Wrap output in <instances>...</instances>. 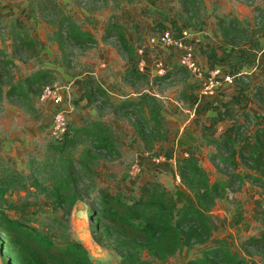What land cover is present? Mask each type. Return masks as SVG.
Instances as JSON below:
<instances>
[{"label":"rangeland","instance_id":"obj_1","mask_svg":"<svg viewBox=\"0 0 264 264\" xmlns=\"http://www.w3.org/2000/svg\"><path fill=\"white\" fill-rule=\"evenodd\" d=\"M114 23L125 27L134 47L145 49L148 78L131 73L140 55L135 49H122L113 34ZM75 25L89 32L87 40L78 43L69 36ZM165 27L175 32L190 29L201 37L200 56V46L217 50L228 67L241 70L226 95L237 98L241 90L250 98L251 122L241 120L254 131L257 120H264V0H0V208L18 217L21 214L9 203L32 202L22 218L26 224L53 234L60 245L67 232L86 245L97 264H119L121 255L100 244L92 231L99 188L108 187L131 200L140 183L150 178L144 172L150 171L147 164L156 152L164 155L173 146L178 163L192 145L211 180L227 184L208 212L213 232L207 241L184 244L168 260L153 264H196L221 243L238 253L243 264H264V244L251 241L264 236V173L242 156L236 168L216 157L228 150L212 139L210 129L204 132L196 123L199 118L209 124L216 111L199 116L195 108L204 100H199L178 53L149 44L150 35ZM225 28L227 36L222 34ZM249 46L263 50L255 60L247 58L253 62L247 67L238 52ZM38 71L44 76L31 80ZM46 84L61 86L65 95L69 136L76 133V142L66 148L58 147L62 142L49 135L53 106L39 98ZM95 86L101 92H95ZM147 92L160 100L165 119L159 135L167 133L169 139L141 134L149 109L140 100ZM94 122L110 127L113 146L98 147L94 135L85 132L83 128L93 129ZM136 163L142 166L137 175L132 171ZM164 181L179 205L196 204L179 174ZM58 182L66 184L67 201L59 202L53 194ZM80 207L86 210L83 218L74 214ZM8 239L0 227L6 263L11 259ZM207 258L224 264L210 254ZM13 264H18L15 258Z\"/></svg>","mask_w":264,"mask_h":264},{"label":"trees","instance_id":"obj_2","mask_svg":"<svg viewBox=\"0 0 264 264\" xmlns=\"http://www.w3.org/2000/svg\"><path fill=\"white\" fill-rule=\"evenodd\" d=\"M113 29L116 30L113 34L119 38L123 50L133 52L135 49L137 52V48L129 40L122 24L114 23ZM113 29L110 28V34ZM228 33L227 28L222 32L223 36H227ZM88 35L89 32L77 25L73 26L69 32V36L78 43L87 40ZM199 51L201 55L209 58L225 59L218 54L217 50H211V48L200 46ZM260 51L249 46L240 48L238 54L242 60H246V66L250 67L253 62L247 58L255 60ZM229 68L234 74L241 71L233 66ZM131 73L148 78V74L137 66L131 68ZM43 76L44 74L38 71L31 80L37 81ZM96 89L97 86H95V92ZM97 91L101 92L99 89ZM262 91L264 92V88ZM221 94L217 102L204 100L202 106H196L195 110L199 116L209 109L216 111L210 114L209 124H202L199 118H196V123L200 124L203 131L210 129L212 139L228 150L227 154L219 152L216 156L225 165L236 168L239 164L237 158L242 156L245 160L251 161L258 171L264 173V120H257L256 124L253 122L255 130L250 131L246 121L241 120L244 119L243 117L247 121L251 120V114L247 110L250 98H244L241 90H238L237 98L226 96L223 92ZM140 101L149 109V116H145L147 125L142 127L141 134L143 137L159 139L162 137L159 135V124H162L165 119L160 100L155 94L147 92L142 94ZM221 124L223 127L220 131ZM93 125V129L90 126L83 129L86 133L94 135L96 145L106 148L113 146L110 127L103 122H94ZM146 128H148L147 132ZM70 131L69 123V130L60 139L62 143L58 144V147L66 148L67 145L76 142V133L69 136ZM162 138L169 139L167 133ZM156 154L163 155L161 150ZM174 154L173 146L164 151L166 158H173ZM184 154L177 163V170L182 183L195 196L196 204L179 205L176 197L163 186L161 181L154 178H147L140 183L139 193L135 194L131 200L123 196L121 192H113L108 187L99 188L96 203L92 208L95 218L91 226L92 231L94 238L100 244L116 250L121 255L119 264H153L154 260L166 261L184 244L193 245L194 242H204L210 238L213 224L208 212L213 208L220 191L225 190L227 184L222 180H211L194 146L185 148ZM65 185L63 182H58L52 189L59 202L67 201L69 198ZM7 190L8 187L3 188L1 194L4 195ZM74 201L75 198L71 200L72 203ZM31 203L29 201L9 203L8 207L14 208L21 214L18 217H12L0 208V227L9 238V257L13 263L15 258L18 264H97L80 239L66 232L63 234L64 244L60 245L55 241L53 234L26 224L22 218H25ZM251 241L264 244V236L252 238ZM143 253H147L150 257L144 258ZM209 254L224 264H243L239 254L222 243L209 249L206 255L195 263L215 264L207 258Z\"/></svg>","mask_w":264,"mask_h":264},{"label":"built area","instance_id":"obj_3","mask_svg":"<svg viewBox=\"0 0 264 264\" xmlns=\"http://www.w3.org/2000/svg\"><path fill=\"white\" fill-rule=\"evenodd\" d=\"M200 39L201 37L198 34L188 28L175 32L173 28L165 27L150 35L149 44L155 48L170 50V53L177 52L180 64L191 74L195 88L199 94V100L217 102L222 96V92L226 95L227 87H230L234 83L236 74L232 73L228 66L202 63L200 54L197 51ZM137 51L140 55L137 67L145 72L148 70L146 59L143 57L145 49L138 47ZM39 98L42 102L50 103L53 106L49 135L56 140H60L69 130V121L67 119L68 108L61 86L44 85ZM222 127L223 125L220 126V131ZM164 158V155L157 156V161ZM132 171L136 175L139 174L142 171L140 164L136 163Z\"/></svg>","mask_w":264,"mask_h":264},{"label":"crops","instance_id":"obj_4","mask_svg":"<svg viewBox=\"0 0 264 264\" xmlns=\"http://www.w3.org/2000/svg\"><path fill=\"white\" fill-rule=\"evenodd\" d=\"M200 60L202 61V63H205L207 65H219V64H221L224 66H228L227 59L220 60V59H215V58H209L206 55H201ZM251 71H252V69H251ZM227 89H228V87H227ZM153 160L158 163L159 168H155V163L153 162ZM147 165H149V167L151 169H149L150 171H147L145 168L144 174L146 176L150 175V178L158 179L162 183L165 182L164 179L166 180L169 175L172 176V175H174V173L176 175H178L177 161L173 158H166L165 157L164 159L157 161V156H156L151 161H149ZM141 168H142V166H141ZM138 193H139V189L136 190L135 194H138ZM4 250L5 249H3V245L1 244V246H0V264H9V260H7V263L5 262L6 261L5 260L6 255L4 253Z\"/></svg>","mask_w":264,"mask_h":264},{"label":"water","instance_id":"obj_5","mask_svg":"<svg viewBox=\"0 0 264 264\" xmlns=\"http://www.w3.org/2000/svg\"><path fill=\"white\" fill-rule=\"evenodd\" d=\"M74 214L78 218H83L86 215V210H85V208L80 207V208H77L75 210V213ZM9 264H13V262H12L11 259L9 260Z\"/></svg>","mask_w":264,"mask_h":264}]
</instances>
